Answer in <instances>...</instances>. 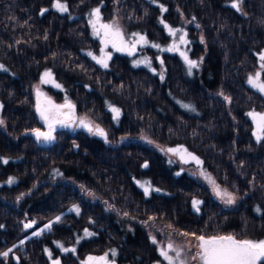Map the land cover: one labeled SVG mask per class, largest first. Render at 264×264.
Instances as JSON below:
<instances>
[{
    "label": "trees",
    "instance_id": "16d2710c",
    "mask_svg": "<svg viewBox=\"0 0 264 264\" xmlns=\"http://www.w3.org/2000/svg\"><path fill=\"white\" fill-rule=\"evenodd\" d=\"M55 2L0 0V64L7 69L0 71V253L26 246L13 249L22 262L12 253L0 255V264H48L43 244L26 239L25 225L39 228L57 216L56 237L70 238L68 225L98 224L102 241L81 249L115 246L131 264L150 263L153 237L264 239V140H256L248 115L264 114V97L248 84L264 54V0H243L241 11L231 7L234 0H61L67 12ZM97 7L104 20L139 29L150 40H167L160 19L181 24L202 62L189 72L180 57L164 54L160 74L115 57L107 68L98 66L85 53L93 47L88 17ZM45 71L60 85L50 91L55 100L70 99L78 114L104 129L107 141L64 128L49 145L36 140L33 130L43 125L33 88ZM109 106L120 109L118 120ZM142 134L199 157L200 180L180 173L178 159L139 141ZM204 173L237 195L238 206L222 207ZM145 182L153 189L148 194ZM194 199L202 201L199 211ZM75 204L79 214L67 211Z\"/></svg>",
    "mask_w": 264,
    "mask_h": 264
},
{
    "label": "snow or ice",
    "instance_id": "6c2138e0",
    "mask_svg": "<svg viewBox=\"0 0 264 264\" xmlns=\"http://www.w3.org/2000/svg\"><path fill=\"white\" fill-rule=\"evenodd\" d=\"M242 2L243 0H234V2L231 4V7L235 8L237 11H241ZM54 7L60 12L68 11L67 5L65 3H62L61 0H56ZM160 8L162 11H167V8H165L163 5H160ZM46 11L47 9H44L41 12V15H43ZM90 15L94 17L90 20L92 29L97 36L101 37V40L104 44V49L101 50L104 54L100 57L93 55L91 52L87 54L91 56L92 59L95 60L98 64L102 65L105 68L108 67L107 62L111 59V54L105 51V49H107L109 45L118 52H127L129 55H135L138 45L149 44V41L147 40L145 35L132 33L131 35L135 38L129 41L125 39V35L122 29L117 25L115 21H113L112 23L102 22L100 7L93 9ZM160 22L164 24V27L167 29L170 36L176 37L177 33H181V35L179 36V44L173 43L171 47L166 49L161 48L159 44L155 43H152L150 46L153 48H158L161 51H179L180 55L187 63L189 71H191L192 68L198 67L199 63H201L202 60L199 62L192 60L189 58L186 51L180 50V45L186 46L189 43V41L186 39L187 33L182 32L181 29L173 28L172 26L165 23L163 19H161ZM197 27H199V25H197ZM259 59L262 62L260 64V67L261 69H264V54H261L259 56ZM142 62L148 63L150 65V61L148 60L137 61L136 63L139 64ZM161 64H163V61H161ZM0 71H7V69L3 65H0ZM43 75L45 77L43 81L44 83H54L51 71H45ZM161 79H163V76H161ZM248 83L251 84L254 88L258 89L261 93H264V80L261 79V75L259 73L254 77H250ZM55 86L60 87L59 84H56ZM221 95L223 94L221 93ZM43 96L44 94L41 93L39 89H37V111L40 115V118L47 124V131L42 132L39 129H35L33 130V134L36 136L37 140L51 142L55 140V136L53 135V133L55 132L57 124L62 127H73L77 124L75 118V105L70 101L58 105L47 97H44V99L41 100L40 97ZM224 99L230 102L229 97L225 96ZM109 107L114 114V118L118 120L120 117V109L112 106ZM183 107L195 111V109L191 105L185 104L183 105ZM0 108H3L2 104H0ZM248 115L251 116L256 124V132L254 133V135L256 136V140L258 142L264 140V114L250 112L248 113ZM3 124L4 121L0 120V125ZM78 125L82 128H85L88 132L94 135L104 137V139L107 141V133L104 131V129L100 128L98 125H93V123L87 118L80 119L78 121ZM167 151L173 153L174 155H179L180 159L185 163L189 162V160L195 161L198 165H202L203 163L199 159V157L188 153L186 149L169 148L167 149ZM3 162L7 163L8 161L4 160ZM143 167L147 168V163H145ZM204 177L213 185L216 195L221 199H224V202L226 204L235 203V196H233L232 193H229L227 191L222 192L220 187L216 184L215 180L212 179L209 174L204 173ZM7 183H15V178H10ZM141 187L144 188L145 194H148L153 190L151 189L150 182L141 184ZM155 191L159 192L160 189L157 188L155 189ZM20 198L22 197H18V199ZM201 203L202 201L196 199L192 201L193 207L196 211H199V205ZM72 211H75L77 214H79L80 209L78 206H74ZM60 219L61 217L57 216L56 220L53 223L59 222ZM25 227L31 228L33 227V223L26 224ZM46 227L48 229H51L52 223H49L48 225H46ZM41 231H43V229ZM40 234L41 232L35 233V235L37 236H39ZM91 235L94 234L85 230V236ZM181 235L188 236L189 233H181ZM191 235L194 236L198 241V251L191 256V259L193 261L198 260L199 264H262V262H264V240L253 241L248 239H237L232 235L212 236L208 238H206L204 235L196 236L194 233ZM152 243H157L155 237L152 238ZM57 246L63 248L65 252H75L74 248H64L62 244H58ZM188 247L190 248L191 246L189 245ZM9 251H11V249ZM170 253H174V255H170ZM0 255L7 257L9 255V252H3L0 253ZM49 255L51 256V253H49ZM160 255L164 258V260L168 262V264H188V261L183 259L184 251L181 248L176 247L171 241L168 242L166 248H160ZM54 264H59V261H55ZM88 264H113V262H110L106 255L101 257L89 256Z\"/></svg>",
    "mask_w": 264,
    "mask_h": 264
},
{
    "label": "rangeland",
    "instance_id": "374dc122",
    "mask_svg": "<svg viewBox=\"0 0 264 264\" xmlns=\"http://www.w3.org/2000/svg\"><path fill=\"white\" fill-rule=\"evenodd\" d=\"M92 10L90 11V14H91ZM101 17H102V13H101ZM88 18H89L88 19L89 34H90V36H91V38L93 40V47H91L89 49H86L85 53L87 54V53L91 52L93 55H95L97 57H100V56H102L104 54L101 51L102 49H104V44H103V42L101 40V37L97 36L94 33L93 29H92L90 20L93 19L94 17H92L90 15ZM160 21H161V19L159 20V23L162 26V29H163L164 33L166 34V36H167V40L165 42H162V41H160L158 39L150 40V39L147 38L145 33L142 32L141 30H139V29L138 30H136V29L126 30L120 24L117 23V25L122 29L126 40L131 41L132 39L135 38V37H133L131 35L132 33H139V34H142V35L146 36L147 40L149 41V44L148 45H138L137 48H136L135 55H129L127 52H118V51H116L115 49H113L109 45V47L107 49H105V51H107L108 53L111 54V59L108 60V62H107L108 65H109L110 61L115 57V58L127 60V62L130 63V65L132 66L131 68H133V69L146 68L152 74H160V71L162 70V68H164V64H161V61H163V59H162L163 55L164 54H171V55H175L176 57H180L182 59V61H183V64L186 66V69L189 71V67H188L187 63L185 62V60L183 59V57L180 55L179 51H171V52H169V51H161L158 48H153V47L150 46L152 43H155V44H159L161 46V48H165L166 49V48L171 47L173 43L179 44V36L181 35V33H177L176 37L170 36L168 31H167V29L164 27V24H162ZM102 22H104V23H112V21L104 20L103 18H102ZM165 23H167L168 25L172 26L173 28L181 29L182 32H186L187 33L186 28H184V26H182L181 24L171 25L169 22H165ZM186 39L189 41V43L186 46L185 45H180V50L181 51H186L190 59L197 61V59L194 58V55L191 52L192 51V47H191V44H190V40L188 38V33H187ZM87 56L95 64H97L98 66H100L102 68H105L102 65L98 64L95 60H93L92 57L89 56L88 54H87ZM145 60L150 61V65L148 63H144V62L139 63V64L136 63L137 61H145ZM261 63L262 62L260 61V64ZM193 69L194 68H192L191 71H189V72H192ZM258 73L261 75V79L264 80L263 71H262L261 67H260L259 70H257L255 73H253L250 77H254ZM52 78L54 80V83H52V82L44 83L43 81H44L45 77H44V75H42L40 82L37 85L34 86L33 95H34L35 103L38 102L37 89H39V91L44 94L43 97H40L41 100L44 99V97H47V98H50L55 104H58V105L59 104H64V103H66L68 101H70L72 104H74L70 99H64V96L62 97V99H63L62 101L55 100V98L50 94V91H51V89L59 90L60 87H56L55 86L56 84H58V82L54 79L53 76H52ZM249 78H248V80H249ZM249 85L252 88H254L251 84H249ZM254 89L257 90L258 92H260L258 89H256V88H254ZM261 95L264 97V93H261ZM181 103H183V102H181ZM184 104H187V103H184ZM75 110H76V112H75L76 113V117L75 118H76L77 124L75 126H73V127H62L60 125H56L55 132L53 133L54 136H55L56 131H58L59 129H63V128L64 129H70V130H72V129L81 130V131H84L85 133H87V134H89L91 136H94V134L88 132L85 128L80 127L78 125V121L80 119L87 118L89 121H91L93 123V125H98V124H96L95 121L91 120L89 117L84 116L83 114L82 115L78 114L76 105H75ZM255 112L259 113L257 111H255ZM252 122H253V125H254V133H255L256 132V124L253 121V119H252ZM36 129L46 130V127L45 126H41V127L36 128ZM255 138H256V136H255ZM138 139H139V141H141L145 145L153 147V148H156V149H160L165 154H167L169 157L175 158L176 160L178 159L180 162H182V164L184 166L181 169L178 170L180 173L185 170V171L188 172V174L191 177H193V178H195L197 180H200V178L202 177L201 176L202 174L200 172L201 165H198L193 160H189V162L185 163L183 160L180 159L179 155H174L173 153L167 151V149H169V148H173V149H175V148H183V149H185L184 147H182V146L164 147L162 145L157 144L156 142H153L151 139H148V137L146 135H143V134L140 135L138 137ZM187 152L191 153L189 151H187ZM191 154H193V153H191ZM194 156H196V155H194ZM199 174L201 176L200 178H199ZM205 184L210 189V192H211L212 196L217 201H219L221 203L222 207H224V208H235V207L238 206L239 197L237 195H235L234 193H232L231 191L227 190L225 187L221 186L219 183L216 182V184L220 187L222 192L223 191H227L229 193H232L233 196H235V203L226 204L224 202V199H221L220 197H218L216 195V193L214 191V188H213V185L209 181H207V183H205ZM151 189H152V187H151ZM75 205L77 206V204H75ZM75 205L70 207L67 211L68 212L69 211L72 212V209H73V207ZM73 212H75V211H73ZM29 220H33V219L30 218ZM54 221L55 220H51L50 221V223H52L51 229H48L46 227V225H48L49 223L46 224L45 226H41V227L35 228V229H32L34 227L33 226V227L29 228L31 231L28 234V236H32V235H35L36 232H41V234L39 235L40 236L39 239L41 241L40 243L43 244V246H42L43 252H44L43 256H44V259L46 260V262H48V264L49 263L50 264H54L55 261H59V264H64L63 257H66V258L68 257L71 260H73V264H88V257L89 256L101 257V256H105V255L108 257L110 262L116 261L118 263V261H119V264H131L128 259H119V257H120L119 251H118V248L115 247V246H113L111 248H108V249H106L104 251H100L101 253L97 252V250L94 251L93 249H81L80 245L82 243L87 242V241H90V240L94 241L95 239H97L95 241L96 243H100L102 241L103 238H101V236L99 234L100 227H99L98 224H97L98 226L97 225H94V226L85 225L83 227L77 226V227H73L71 230L69 229L70 225H68V226H66V227H68V228H66V230L69 231V233L71 234V237L67 238V239H65V238L63 239V238L56 237V235L53 233V231H52L53 226L58 224V222L53 223ZM117 221L119 223V220H117ZM32 222H34V221H32ZM59 225H61V223ZM42 229L44 230V232L41 231ZM85 230H87L90 233H93L94 235L85 236ZM63 231H65V230H63ZM223 235H232V234H230V233H225L224 234L223 233V234H219V235H216V236H223ZM28 236L26 237V239L28 238ZM182 236L183 235H181V237ZM206 238H208V237H206ZM161 239L162 240H157V243L153 245L154 246V248H153L154 256L150 259V261H149L150 263L149 264H168V262L166 260H164V258L160 255V248L161 247L166 248L168 242H170V241L173 242L176 247H179V248H181L184 251L183 259L188 261V264H199L198 260L197 261H193L191 259V256L198 251V247H197L198 241L195 239L194 236L188 235V236H185V237L179 239V238L175 237V235H170V236H168V238H165V239L161 238ZM262 240H264V239H262ZM58 244H62L64 246V248H68V249H73L74 248L75 252H72V251L65 252L63 250V248H60V247L57 246ZM18 245H20V247L22 249L23 243L20 242L19 244H15L14 246L6 249L4 252H9V254L14 253L15 256H16L18 253H17V251H14L13 249L16 246H18ZM189 245L191 246L190 248L188 247ZM10 249H11V251H9ZM49 253H51V256L49 255ZM170 255H174V253H170Z\"/></svg>",
    "mask_w": 264,
    "mask_h": 264
},
{
    "label": "flooded vegetation",
    "instance_id": "af4514ba",
    "mask_svg": "<svg viewBox=\"0 0 264 264\" xmlns=\"http://www.w3.org/2000/svg\"><path fill=\"white\" fill-rule=\"evenodd\" d=\"M43 233V232H42ZM28 238H35V240L37 241V242H41L40 241V236L38 237L37 235H32V236H28ZM87 249H93L94 251H96V248H87ZM22 250H26V246L25 245H23V247H22ZM101 251H104V250H101ZM97 252H100L99 250H97ZM26 253V252H25ZM24 253V254H25ZM42 253L44 254V252H43V248H42ZM101 253V252H100ZM120 254V256H121V253H119ZM15 254H13V256H14ZM27 255V254H26ZM17 257H16V260H17V263H20V262H22L23 260H22V258H23V255H20L19 253L16 255ZM27 257L29 258V255H27ZM26 257V258H27ZM123 259H127V257H123ZM112 262H116V261H112ZM48 263V262H47ZM117 263V262H116ZM50 264V263H49ZM117 264H119V261H118V263Z\"/></svg>",
    "mask_w": 264,
    "mask_h": 264
},
{
    "label": "water",
    "instance_id": "95a60500",
    "mask_svg": "<svg viewBox=\"0 0 264 264\" xmlns=\"http://www.w3.org/2000/svg\"><path fill=\"white\" fill-rule=\"evenodd\" d=\"M38 103V102H37ZM37 103H36V105H35V108H36V112H37V114H38V118H39V120H40V123L43 125V126H45L46 127V130H40V131H42V132H45V131H47V124L40 118V115H39V113H38V111H37ZM75 112H76V110H75ZM75 117H76V113H75ZM58 125V124H57ZM54 135V134H53ZM35 136V135H34ZM35 138H36V136H35ZM36 140H37V138H36ZM41 145H43V146H46V145H49V144H51L53 141H51V142H45V141H42V140H37ZM13 258H14V261H15V263H17V260H16V256L14 255L13 256ZM113 264H117L116 262H113Z\"/></svg>",
    "mask_w": 264,
    "mask_h": 264
}]
</instances>
